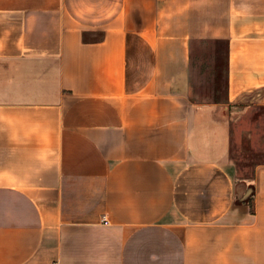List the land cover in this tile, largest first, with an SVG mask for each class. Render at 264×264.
Instances as JSON below:
<instances>
[{
  "label": "crops",
  "instance_id": "obj_1",
  "mask_svg": "<svg viewBox=\"0 0 264 264\" xmlns=\"http://www.w3.org/2000/svg\"><path fill=\"white\" fill-rule=\"evenodd\" d=\"M195 39L227 43L224 102L189 97ZM242 100L264 0H0V264H264Z\"/></svg>",
  "mask_w": 264,
  "mask_h": 264
},
{
  "label": "rangeland",
  "instance_id": "obj_2",
  "mask_svg": "<svg viewBox=\"0 0 264 264\" xmlns=\"http://www.w3.org/2000/svg\"><path fill=\"white\" fill-rule=\"evenodd\" d=\"M226 63L225 41L208 39L193 41L189 87L191 100L203 102L226 100ZM243 99L247 98L243 96ZM244 100L229 105V118L232 155L242 159L248 172L251 163L259 159L264 160V104H257L255 100L251 102ZM244 157L248 159L243 160Z\"/></svg>",
  "mask_w": 264,
  "mask_h": 264
},
{
  "label": "trees",
  "instance_id": "obj_3",
  "mask_svg": "<svg viewBox=\"0 0 264 264\" xmlns=\"http://www.w3.org/2000/svg\"><path fill=\"white\" fill-rule=\"evenodd\" d=\"M227 48H228V46H227V43H226V51H227ZM226 73H227V76H228V63H226Z\"/></svg>",
  "mask_w": 264,
  "mask_h": 264
},
{
  "label": "built area",
  "instance_id": "obj_4",
  "mask_svg": "<svg viewBox=\"0 0 264 264\" xmlns=\"http://www.w3.org/2000/svg\"><path fill=\"white\" fill-rule=\"evenodd\" d=\"M105 217V216H104Z\"/></svg>",
  "mask_w": 264,
  "mask_h": 264
}]
</instances>
